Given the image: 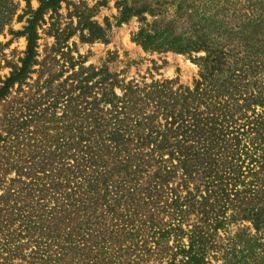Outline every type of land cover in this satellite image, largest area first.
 <instances>
[{"label": "trees", "instance_id": "trees-1", "mask_svg": "<svg viewBox=\"0 0 264 264\" xmlns=\"http://www.w3.org/2000/svg\"><path fill=\"white\" fill-rule=\"evenodd\" d=\"M62 1L10 30L26 48L0 80V264H264V0H206L178 34H135L201 52L191 85L125 80L63 46L39 59ZM17 10L0 0V32Z\"/></svg>", "mask_w": 264, "mask_h": 264}, {"label": "rangeland", "instance_id": "rangeland-1", "mask_svg": "<svg viewBox=\"0 0 264 264\" xmlns=\"http://www.w3.org/2000/svg\"><path fill=\"white\" fill-rule=\"evenodd\" d=\"M17 2L18 10L12 22L0 32V80L10 72L6 61L17 63L26 48L25 37L12 34L10 30L21 31L27 16L19 17L28 7L35 10L40 4L39 0ZM207 5L206 0H64L57 10L45 12V21L38 28L39 59L51 55L58 57L52 48L57 50L63 46L64 52L70 50L69 55L84 56L85 65L107 66L125 80L145 77L147 82L152 78L168 79L191 85L198 72L193 59L202 55L201 52L190 56L170 50L146 51L133 37L149 25H168L171 33L178 34L189 26L187 21L191 14L198 17L204 11L208 15ZM88 22L95 23L90 31ZM91 34L95 38L87 40ZM57 35L58 40L55 39ZM54 67H59L57 62ZM14 95L12 92L9 100ZM4 111L2 102L0 118Z\"/></svg>", "mask_w": 264, "mask_h": 264}]
</instances>
